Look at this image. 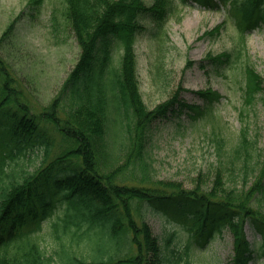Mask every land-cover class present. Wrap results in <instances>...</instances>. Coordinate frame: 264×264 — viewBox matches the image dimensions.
<instances>
[{
	"label": "trees",
	"instance_id": "16d2710c",
	"mask_svg": "<svg viewBox=\"0 0 264 264\" xmlns=\"http://www.w3.org/2000/svg\"><path fill=\"white\" fill-rule=\"evenodd\" d=\"M220 1L231 2L241 56L246 29L264 25V0ZM65 8L81 53L47 104L32 97L2 55L13 24L0 37V264H180L181 252H165L153 232L148 215L154 209L180 214L199 245L229 228L235 235L230 264L264 257V152L253 182L255 167L244 162L241 187L227 186L220 171L212 191L154 178L148 137L155 120L186 107L192 116L214 115L208 104L220 96L211 87L198 90L207 102L201 107L181 98L180 85L172 99L146 105L136 72L137 35L146 20L160 34L172 0H65ZM114 42L121 50L117 63ZM230 56L207 60L218 65ZM243 67L245 99L252 103L263 80L249 64ZM21 156L34 161L22 166ZM248 222L260 232L259 243L247 238ZM45 235L56 242L52 250L42 242Z\"/></svg>",
	"mask_w": 264,
	"mask_h": 264
},
{
	"label": "rangeland",
	"instance_id": "374dc122",
	"mask_svg": "<svg viewBox=\"0 0 264 264\" xmlns=\"http://www.w3.org/2000/svg\"><path fill=\"white\" fill-rule=\"evenodd\" d=\"M153 1L146 0L148 4ZM38 3L0 0V37L13 24L12 37L4 42L2 55L17 67L32 97L47 104L75 67L81 52L66 20L65 0ZM205 3L213 4L206 0H173V8L167 13L166 34L156 37L154 21L146 20V30L137 35L135 50L140 91L149 107L172 99L180 85L185 87L181 98L201 106L205 104L204 97L197 90L211 86L221 93L214 101V117L209 114L194 119L187 107L182 112H168L166 117L155 120L148 137L154 178L179 181L186 190L201 186L203 191H212L219 171L227 186L241 187L247 159L255 167L250 174L252 182L260 171L258 163L264 152V27L246 33L243 55L237 56L240 34L228 6ZM226 18L228 22L219 33H207ZM113 45L117 63L121 50L115 42ZM223 52H230L232 58L220 65V70L214 69L207 56ZM205 62L207 67L202 68ZM248 63L263 80L252 103L245 101L241 88L243 66ZM243 136L251 145L249 156L242 145ZM33 161L21 156L17 162L27 167ZM148 217L161 245L167 246L165 252H181L180 264H228L234 258L235 235L229 228L199 245L180 214L154 209ZM246 229L249 239L259 243L261 234L252 223L248 222ZM42 242L50 250L56 243L47 235ZM262 260L259 256L250 264H263Z\"/></svg>",
	"mask_w": 264,
	"mask_h": 264
}]
</instances>
